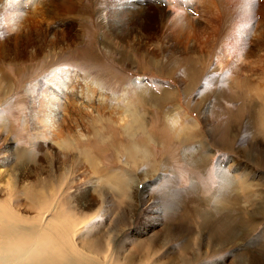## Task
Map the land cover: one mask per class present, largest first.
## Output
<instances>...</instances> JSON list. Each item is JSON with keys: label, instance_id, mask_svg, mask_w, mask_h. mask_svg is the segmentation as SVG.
<instances>
[{"label": "rangeland", "instance_id": "374dc122", "mask_svg": "<svg viewBox=\"0 0 264 264\" xmlns=\"http://www.w3.org/2000/svg\"><path fill=\"white\" fill-rule=\"evenodd\" d=\"M158 1L0 0V242L15 232L9 251L30 249L51 264H264V1L236 9L255 24L245 25L236 58L244 67L230 65L241 78L253 74L249 106L217 89L204 99L205 77L229 63L219 70L191 55L200 72L181 73L200 42L168 17L192 12L194 1ZM64 71L76 77L65 74L54 93ZM223 170L234 202L218 194L202 205L210 231L196 197L219 193ZM228 217L246 234L214 241Z\"/></svg>", "mask_w": 264, "mask_h": 264}, {"label": "bare ground", "instance_id": "6f19581e", "mask_svg": "<svg viewBox=\"0 0 264 264\" xmlns=\"http://www.w3.org/2000/svg\"><path fill=\"white\" fill-rule=\"evenodd\" d=\"M166 1H168V0H166ZM170 1H168V2H170ZM188 1L190 2V4L192 3V1H194L193 5H191V9H190V11H192V12H189V10H188L185 13H182L180 11L181 12V14H180V12L176 13V11L172 10L171 14L168 17L170 19V21L172 22L171 24H172V26L174 28H177L178 30L183 31L181 33H184V31L186 30L185 34L188 35V37L186 35H183V36H185V39L194 38L192 40H194V41L197 40V42L198 41L200 42V43L196 44V46L192 45V44H190L191 45L190 46L189 43L192 40L191 41L187 40V41H190L189 43H187L190 47H188V52H187L188 55L186 54V57L184 56V60H185L186 64H189V66L188 67L183 66V65L180 66L182 68V70H180V71H182L181 73H183V70H185V72H191V73L200 72V71H196L194 67L202 68V65L201 66L199 65L201 62L198 61L199 63L195 62V64H194V61L191 60V64H192V66H191L190 59H189L191 55L195 56L196 59L202 60L204 62H205V60L207 58L209 60L211 58L214 61L216 60L215 62H213V65H214V68L218 67L219 70H221L220 68H221V62L222 61L227 63V64L229 63L228 64L229 67H227V68L224 66L225 64L223 65L227 69L226 72L218 73V74H212L209 77L207 75L208 78L205 77L206 80H207V81H205V83H206L205 85H207V88H206V91L204 92V94H206L204 96V99L214 96L213 95L214 94V89H217L218 91H220V94H222V95L227 94L229 96V98L232 99L233 101H236L237 98H239L241 100L242 104H245V105L248 104L247 106H249V99H248L247 96H245V94H243V91H245L246 88L248 90L255 88V86H256L255 84L256 83L253 80V76H252L253 74L250 75V72H248L252 79H250L246 75L247 73L245 74L247 77L241 78L240 77L241 75L239 74L240 72H237V70H236V69H238V71H239V69H240V71H241L242 70L241 67L243 66L242 65L243 62L240 64L239 62L236 61L237 60L236 58L239 55L240 51L243 50L244 45L247 43V40L245 39V37H246V34L249 33V30H247L245 25L246 24H252V23H249L248 20H245L243 16L241 17L239 12L236 10L238 8V6H240L241 2H243L245 0H188ZM262 1H264V0H262ZM183 11H184V9H183ZM257 12H258V15H259V19L256 22V27H258V26L261 27L262 25H264V11H262V3L259 4ZM139 15H141V14H139ZM167 16H168V14H167ZM192 19L195 20V21L196 20H201L202 23L199 22L200 24H197L198 27L192 29V27H194L193 26L194 24L190 25V21H192ZM234 21H236V22H234ZM238 21H241L242 23L240 24V23H238ZM252 25H255V24H252ZM189 28L192 31H189L190 30ZM187 32H188V34H187ZM263 35H264V33H263ZM205 38H208L209 41H210V38L214 39L216 41V42L214 41L215 44H216L214 49H213V47H211L214 44L212 45L211 44L212 42L211 43L210 42L209 43L206 42L208 40H205ZM201 40H205V41H201ZM216 49L219 52V54L221 53L220 55L224 56L223 58H220L219 57L220 55L218 56L216 54V52H215ZM189 53H191V54H189ZM228 59L232 60V61L230 60L231 63L228 62L229 61ZM250 61H251V59H250ZM223 62H222V64H223ZM245 63L246 62H244V64ZM235 64H237V66H240V65H242V66L237 67L236 69H233L234 67L230 68L231 66H234ZM176 65H177V62L175 64V66ZM209 65L207 64L208 68H210ZM254 65H255V63H254ZM251 67H252V64H251ZM257 67H259L258 70H260L259 72L261 73L259 75H264V59H263L262 66H257ZM245 68H243L244 72H246ZM203 69H205V68L203 67ZM212 69H213V67H212ZM255 69L256 68H254V70ZM209 70H211V69H209ZM251 70H253V69H251ZM247 71H249V70H247ZM57 72H55V73H57ZM206 72H207V69H206ZM256 72H258V71H256ZM170 73H172V75L175 78H177V76L180 75L179 74L180 72L174 70V68L170 69ZM59 74H61V73H59ZM65 74L69 75V76L73 75L74 77H76L74 73H71L69 71L62 72L61 77H62V75L64 77ZM174 74H176L177 76L174 75ZM255 75H254V77H255ZM63 77L62 78L58 77L56 79V81L54 82V84H52V87H53L52 90H53L54 93H57V94L61 93L62 94V89H63V86H64L63 85L64 84V79H65V77L64 78ZM181 77H182V75H181ZM192 77H190V79ZM66 79H65V81H66ZM250 80L253 81V82L251 83ZM260 80H261V83H262L261 84L262 86H261L260 89H261V91H263L264 90V77H261ZM190 82L193 84V86H195L194 85L195 82H192V81H190ZM257 84L259 85L260 83L257 82ZM91 87H88V88L90 89ZM212 89H213V91H212ZM82 91H83V89H82ZM84 92H87V93H85V100L86 99L88 100L89 96H90V94H89L90 91L85 90ZM241 93L243 94V97L241 95H239ZM54 95H52V96H54ZM215 96H216V94H215ZM49 98L53 99V97H51V96H49ZM202 99L200 101H202ZM216 99H217V97H216ZM55 100H56V97H55ZM57 100H58V98H57ZM53 102H54V100H53ZM50 106L51 107H48V108L54 109L52 111L56 110V108H54L55 105L52 104ZM240 107L242 108L244 106H240ZM169 119L171 120V123H175V125H178V124H176L177 121L175 120V118L173 119V118L169 117ZM227 126H229V125H227ZM180 129H181V127H178V131ZM181 131H179V133ZM188 132H190V131H188ZM180 135H182V137H184V136L188 137V134L186 132H184V130H183V132H181ZM189 136H190V134H189ZM195 160H197V159H193V161H195ZM200 163H202V162H200V161L197 162L196 161L195 165L200 164ZM225 172L226 171H224V170H223V172L222 171H218V174H219L218 177H220V182H219V184L217 186V190H218L219 193L214 194L213 198H207V197L206 198H204V197L200 198L199 195L196 197V198H198V203H199V204L198 203L197 204L201 205V209L197 208V210L195 212L200 215V219L202 221V228L203 229H204V227H205V229L206 228L209 229V227H210L209 230L212 231L213 230V219H212V214H209L206 210H204L202 208V205L205 206V204H207V205L211 204L212 201L213 202L215 200L218 201L216 199V197H218L219 195H220V197H219L220 199H225L226 201L228 200L227 201L228 204H233V202H234V198H233L234 194H232V191H231L232 179L228 178V176L225 174ZM222 173H224V174H222ZM187 203H188V201H187ZM193 209H194V207H193ZM215 210L218 211L217 207H216ZM191 212H192V210H191ZM195 215H194V217H195ZM229 215H230V213H229ZM216 216H217V214H216ZM218 216H221V215H218ZM221 222H222V219H220V223ZM224 224H222V223L220 224L219 233L217 235L215 233L214 234L212 233L213 238H215L214 241H218L220 243H223L224 241L231 242V241H234L236 239L243 238V236L246 234L245 230H244V235H241L243 233V230H242V232H240V229H239L238 225H235V222L233 221L232 217L231 218L228 217V222L224 221ZM214 227H215V225H214ZM41 234L47 235V234H44L42 232H41ZM14 236H15V232H12L9 235V237L4 238L3 241L0 242V264H51V263H48L47 261H45L44 259L40 258L34 251H32L30 249L21 250V251H18V252L9 251V249L6 247V244L14 242L15 241V238H13ZM92 249L95 250V254H96L97 253L96 250H99L100 246L97 245V244L92 245L91 248H90V254L94 253L93 251H91ZM84 257L86 258V255H84ZM81 262H83V261H81ZM125 262H126V264H131V263L133 264V259H132V261H128L127 260ZM52 264H57V261L52 260ZM64 264H78V263H76L75 260L72 261V260H70L68 258H65Z\"/></svg>", "mask_w": 264, "mask_h": 264}, {"label": "built area", "instance_id": "2783aa9c", "mask_svg": "<svg viewBox=\"0 0 264 264\" xmlns=\"http://www.w3.org/2000/svg\"><path fill=\"white\" fill-rule=\"evenodd\" d=\"M156 1H157V5H158L159 1H158V0H156ZM174 2H175V1H174ZM174 2H172V5H174ZM165 3H166V1H165ZM165 3L162 4L163 7L166 5ZM179 5H180L181 9H186V8H187L186 3H184L183 5H182L181 3H179Z\"/></svg>", "mask_w": 264, "mask_h": 264}, {"label": "crops", "instance_id": "0c3cea01", "mask_svg": "<svg viewBox=\"0 0 264 264\" xmlns=\"http://www.w3.org/2000/svg\"><path fill=\"white\" fill-rule=\"evenodd\" d=\"M195 159H197V160L193 161V163H196V161H197V162L199 161V159H198V158H195Z\"/></svg>", "mask_w": 264, "mask_h": 264}]
</instances>
